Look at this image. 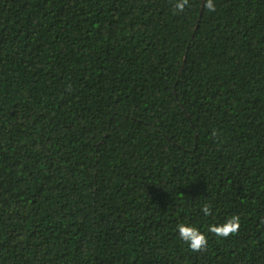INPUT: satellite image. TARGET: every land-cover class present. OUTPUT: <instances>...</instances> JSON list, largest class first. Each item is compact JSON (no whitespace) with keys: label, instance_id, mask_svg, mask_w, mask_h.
<instances>
[{"label":"trees","instance_id":"trees-1","mask_svg":"<svg viewBox=\"0 0 264 264\" xmlns=\"http://www.w3.org/2000/svg\"><path fill=\"white\" fill-rule=\"evenodd\" d=\"M174 3L0 0V264H264V0Z\"/></svg>","mask_w":264,"mask_h":264},{"label":"clouds","instance_id":"clouds-1","mask_svg":"<svg viewBox=\"0 0 264 264\" xmlns=\"http://www.w3.org/2000/svg\"><path fill=\"white\" fill-rule=\"evenodd\" d=\"M186 6H191L189 0H175L174 10L178 13H182L184 12ZM203 7L209 12H214L216 10L214 0H204ZM213 135H215V133H213ZM211 207L212 206L210 204H204L202 211L205 216H210L212 214ZM240 226V216L233 215L219 225L209 226L208 231L216 237L227 238L230 235L237 234ZM178 234L180 239L187 243L189 248L194 252H200L201 250H205L207 248V236L195 226L181 223L178 225Z\"/></svg>","mask_w":264,"mask_h":264}]
</instances>
